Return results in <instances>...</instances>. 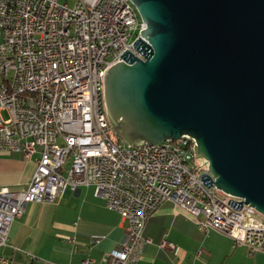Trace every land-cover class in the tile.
I'll list each match as a JSON object with an SVG mask.
<instances>
[{"label":"built area","instance_id":"built-area-1","mask_svg":"<svg viewBox=\"0 0 264 264\" xmlns=\"http://www.w3.org/2000/svg\"><path fill=\"white\" fill-rule=\"evenodd\" d=\"M139 37L128 0H77L73 7L0 0V153L25 160L39 154L27 187L0 186V249L10 246L12 224L28 203L92 185L107 208L129 221V241L105 253L102 264L140 260L153 242L146 223L167 201L193 216L201 234L217 230L250 254L264 252V215L217 188L189 137L136 148L113 140L102 104L105 75L128 52L146 58ZM159 247L176 245L163 240ZM0 264L10 260L0 254Z\"/></svg>","mask_w":264,"mask_h":264},{"label":"water","instance_id":"water-1","mask_svg":"<svg viewBox=\"0 0 264 264\" xmlns=\"http://www.w3.org/2000/svg\"><path fill=\"white\" fill-rule=\"evenodd\" d=\"M131 1L149 52L105 75L115 135L133 146L189 137L217 188L264 215V0Z\"/></svg>","mask_w":264,"mask_h":264},{"label":"crops","instance_id":"crops-1","mask_svg":"<svg viewBox=\"0 0 264 264\" xmlns=\"http://www.w3.org/2000/svg\"><path fill=\"white\" fill-rule=\"evenodd\" d=\"M38 156L25 160L20 153H0V186L15 191L27 187ZM128 225V219L96 196L94 186L68 187L54 201L28 203L12 224L10 246L0 254L10 264H102L105 253L129 241ZM145 235L153 242L140 260L128 264H264V252L250 254L247 246L235 245L220 231L201 234L195 218L172 201L148 219ZM95 236L102 238L97 242ZM163 240L176 248H160Z\"/></svg>","mask_w":264,"mask_h":264},{"label":"bare ground","instance_id":"bare-ground-1","mask_svg":"<svg viewBox=\"0 0 264 264\" xmlns=\"http://www.w3.org/2000/svg\"><path fill=\"white\" fill-rule=\"evenodd\" d=\"M128 3H129V5H131L132 6V9L134 10V12L136 13V17L138 18V23L140 24V31H141V29H143L144 27H145V22L141 19V17H140V15H139V13H138V11H137V9H136V7H135V5L133 4V2L131 1V0H128ZM102 104H105L104 103V93H102ZM106 119L108 120V122H110V120H109V118H108V115H107V111H106ZM176 140H184V136H182V137H180V138H178V139H176ZM122 141V140H121ZM122 142H124V141H122ZM190 142H191V144L193 145V148H194V143H193V141L190 139ZM125 143V145H128V147L129 148H136V146H133V145H130V144H127L126 142H124ZM201 163H203V169L204 170H208V172H210L209 171V169H208V167H207V165H206V163H205V161L204 160H201ZM251 206V205H250ZM251 209H253V211L254 212H256L257 214H261V213H259L253 206H251Z\"/></svg>","mask_w":264,"mask_h":264},{"label":"rangeland","instance_id":"rangeland-1","mask_svg":"<svg viewBox=\"0 0 264 264\" xmlns=\"http://www.w3.org/2000/svg\"><path fill=\"white\" fill-rule=\"evenodd\" d=\"M60 1H61V2H68V4H69L71 7H73V6L76 4V2H77V0H60ZM2 115H3L5 118H7V117H8V112H7L6 110H3V111H2ZM64 173L66 174L67 171L64 170Z\"/></svg>","mask_w":264,"mask_h":264},{"label":"trees","instance_id":"trees-1","mask_svg":"<svg viewBox=\"0 0 264 264\" xmlns=\"http://www.w3.org/2000/svg\"><path fill=\"white\" fill-rule=\"evenodd\" d=\"M113 140L115 141V142H120L121 141V139L117 136V135H113ZM122 142V141H121Z\"/></svg>","mask_w":264,"mask_h":264}]
</instances>
